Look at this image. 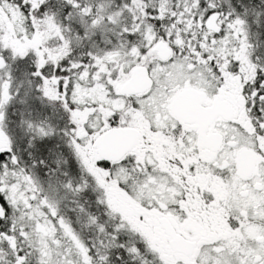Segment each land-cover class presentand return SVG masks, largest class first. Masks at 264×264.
Here are the masks:
<instances>
[{"label": "snow or ice", "instance_id": "obj_1", "mask_svg": "<svg viewBox=\"0 0 264 264\" xmlns=\"http://www.w3.org/2000/svg\"><path fill=\"white\" fill-rule=\"evenodd\" d=\"M0 264H264V0H0Z\"/></svg>", "mask_w": 264, "mask_h": 264}]
</instances>
